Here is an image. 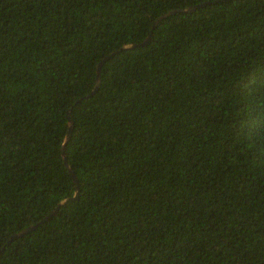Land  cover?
Wrapping results in <instances>:
<instances>
[{
    "label": "trees",
    "instance_id": "trees-1",
    "mask_svg": "<svg viewBox=\"0 0 264 264\" xmlns=\"http://www.w3.org/2000/svg\"><path fill=\"white\" fill-rule=\"evenodd\" d=\"M0 264H264V0H0Z\"/></svg>",
    "mask_w": 264,
    "mask_h": 264
},
{
    "label": "water",
    "instance_id": "water-1",
    "mask_svg": "<svg viewBox=\"0 0 264 264\" xmlns=\"http://www.w3.org/2000/svg\"><path fill=\"white\" fill-rule=\"evenodd\" d=\"M193 9H194V7H190V8H188L187 10L191 11V10H193ZM177 11H180V10H171V11H168V13H165V14L161 15V17H164V16H166L167 14H172V13L177 12ZM147 40H148V38H146V39L144 40V42H146ZM101 64H102V61L99 63V65H98V67H97L96 83H95V86H94V89L92 90V92H94L95 90H97V88H98V86H99V83H100V67H101ZM67 118H68V123H69V125H68L67 134H66V136H65V141H64V143H63V145H62V147H61V153H62V155H63L64 163H65L67 169L69 170V172H70L71 175H72L73 181H74V183H75L76 194H77V192H78V180H77L76 175L73 173V171L70 169V167H69V165H68V162H67V160H66V156H65V147H64L66 141H67V140L69 139V137H70L71 130H72V127H73L72 121L70 120V117H69V111L67 112ZM75 196H76V195H75ZM73 198H74V197H73ZM73 198H72V199H73ZM53 212H54V211H51L48 215H46V216L44 217V219H42V220H41L40 222H38L37 224H39V223L43 222L45 219L49 218ZM35 226H36V225H32V226L26 227V228L22 229L20 232H18V233H16V234H13V235L11 236V238H12V237L21 236V235H23L24 233L29 232L31 229L35 228Z\"/></svg>",
    "mask_w": 264,
    "mask_h": 264
}]
</instances>
